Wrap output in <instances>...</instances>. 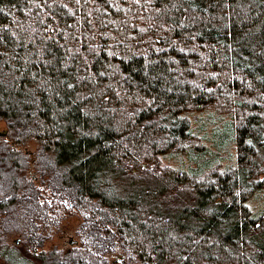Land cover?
I'll use <instances>...</instances> for the list:
<instances>
[{
  "label": "trees",
  "instance_id": "1",
  "mask_svg": "<svg viewBox=\"0 0 264 264\" xmlns=\"http://www.w3.org/2000/svg\"><path fill=\"white\" fill-rule=\"evenodd\" d=\"M0 119V264H264V0H0Z\"/></svg>",
  "mask_w": 264,
  "mask_h": 264
},
{
  "label": "rangeland",
  "instance_id": "2",
  "mask_svg": "<svg viewBox=\"0 0 264 264\" xmlns=\"http://www.w3.org/2000/svg\"><path fill=\"white\" fill-rule=\"evenodd\" d=\"M206 114H208V111H204V112L198 111L196 114L194 115L192 114L191 116L192 126L195 128V131L193 136L191 137L190 144L194 146H198V148L203 144L205 145L211 144V139L208 138L207 134H209L212 131L213 124H215L218 121L216 117L214 119L210 118V121L207 123V125H205L204 128L198 129L197 127L201 122L203 123L207 122V120L204 118ZM211 120H214V122H212L213 124L211 123ZM6 126H7L6 121L0 119V131L5 130ZM25 147L30 150H37L38 145L36 144L35 141L32 140L22 146V148ZM231 151L232 153H235V148L233 147ZM206 153L201 152V155ZM223 154H227L228 156V159L227 156H224L226 157L224 160L229 161L230 158L228 151L224 150ZM167 160L173 162L174 164L180 162L175 158H169ZM187 161L188 160L186 159V162ZM27 172L28 174L31 175H37V173L39 172L37 165L34 164L33 166H31ZM263 203H264V190L262 191L261 195L260 194L257 195L254 198V200H252V204L255 206H260ZM83 215H84L83 210H75L74 212L64 215L58 224L48 225L43 231L48 234V237L46 238L45 243L39 246L38 249H50L53 245H57L59 248H62V250H66L72 245L73 241L80 240L81 235L78 232V227L83 219ZM8 234L9 235L7 236V241L9 242V244H13L16 241V239L19 237V234L14 231H10ZM107 257L109 262L112 263L116 261L117 262L121 261L123 258H126L128 261L131 260V258L128 256V253L123 252L121 249L108 253ZM1 262L2 259H0V263Z\"/></svg>",
  "mask_w": 264,
  "mask_h": 264
},
{
  "label": "water",
  "instance_id": "3",
  "mask_svg": "<svg viewBox=\"0 0 264 264\" xmlns=\"http://www.w3.org/2000/svg\"><path fill=\"white\" fill-rule=\"evenodd\" d=\"M1 133H5L6 132V130H2V131H0Z\"/></svg>",
  "mask_w": 264,
  "mask_h": 264
}]
</instances>
